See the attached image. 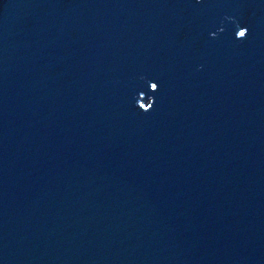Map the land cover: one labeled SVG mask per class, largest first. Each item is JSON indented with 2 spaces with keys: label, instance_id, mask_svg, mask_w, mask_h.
<instances>
[{
  "label": "water",
  "instance_id": "obj_1",
  "mask_svg": "<svg viewBox=\"0 0 264 264\" xmlns=\"http://www.w3.org/2000/svg\"><path fill=\"white\" fill-rule=\"evenodd\" d=\"M0 264H264V0H0Z\"/></svg>",
  "mask_w": 264,
  "mask_h": 264
},
{
  "label": "snow or ice",
  "instance_id": "obj_2",
  "mask_svg": "<svg viewBox=\"0 0 264 264\" xmlns=\"http://www.w3.org/2000/svg\"><path fill=\"white\" fill-rule=\"evenodd\" d=\"M237 29V28H236ZM238 31L236 30L235 31V36H238V37H244L246 36L247 32H248V27L246 25H240L238 26ZM154 88H157L158 85L157 84H154L153 85ZM145 108H149L148 106H145Z\"/></svg>",
  "mask_w": 264,
  "mask_h": 264
}]
</instances>
